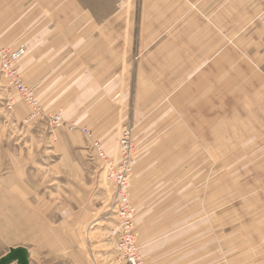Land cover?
Instances as JSON below:
<instances>
[{"label":"rangeland","instance_id":"1","mask_svg":"<svg viewBox=\"0 0 264 264\" xmlns=\"http://www.w3.org/2000/svg\"><path fill=\"white\" fill-rule=\"evenodd\" d=\"M59 1L0 0V47L24 48L16 68L43 111L0 71V258L25 247L32 264H125L118 244L132 235L145 264H264V0L226 25L191 2L197 31L184 47L169 33L168 47L126 48L127 94L107 97L87 125L79 103L48 110L22 68L34 17ZM119 8L144 22V0Z\"/></svg>","mask_w":264,"mask_h":264},{"label":"crops","instance_id":"2","mask_svg":"<svg viewBox=\"0 0 264 264\" xmlns=\"http://www.w3.org/2000/svg\"><path fill=\"white\" fill-rule=\"evenodd\" d=\"M191 2L206 5L224 25L232 11L248 22L261 8L260 0H144V22L137 25L130 17L121 20L119 0H60L34 17L32 52L22 68L31 72L48 110L71 112L79 103V122L87 125L99 119L100 105L111 102L107 97L127 94L130 77L118 69L126 48L168 47L169 33H175L171 47H184L185 34L197 31Z\"/></svg>","mask_w":264,"mask_h":264},{"label":"built area","instance_id":"3","mask_svg":"<svg viewBox=\"0 0 264 264\" xmlns=\"http://www.w3.org/2000/svg\"><path fill=\"white\" fill-rule=\"evenodd\" d=\"M24 55H25L24 48L10 49L6 47H0V71L8 79L10 86H12L15 89L19 100L33 107L35 109L34 110L35 112L39 114H43L42 108L39 106L36 100L34 89L26 86L22 82L21 77L16 68L17 64L20 62V60ZM49 118H51L52 125L60 126L63 123V118L61 117V115H56ZM84 132H86V134H89L88 129H84ZM123 133L124 135H127L128 131L125 130ZM121 151L123 153H126L127 151H131L130 145H128V143L123 142L121 144ZM94 154L96 158L104 164L106 169L108 168L113 170L116 163L107 158V155L105 154L102 148L100 149L98 143H96ZM119 175L121 176L120 172ZM118 183L121 185L120 190L123 193V196L120 195V200L122 203L126 205L129 202L128 200L129 183L126 179L122 177L118 179ZM125 194H127V198ZM124 212L125 211L121 213L122 217H126ZM118 248L120 250L119 252L121 254V258L122 260H124L125 264H145L140 254V251H138L137 242H135L134 236L129 235L124 242L118 244Z\"/></svg>","mask_w":264,"mask_h":264},{"label":"water","instance_id":"4","mask_svg":"<svg viewBox=\"0 0 264 264\" xmlns=\"http://www.w3.org/2000/svg\"><path fill=\"white\" fill-rule=\"evenodd\" d=\"M29 250L25 247L10 248L9 252L0 258V264H32Z\"/></svg>","mask_w":264,"mask_h":264},{"label":"bare ground","instance_id":"5","mask_svg":"<svg viewBox=\"0 0 264 264\" xmlns=\"http://www.w3.org/2000/svg\"><path fill=\"white\" fill-rule=\"evenodd\" d=\"M135 211V210H134ZM118 216V215H117ZM118 219H120V218H118ZM121 224V223H120ZM137 238V237H136ZM17 248V247H16ZM118 251V250H117ZM14 264H16V263H14Z\"/></svg>","mask_w":264,"mask_h":264}]
</instances>
